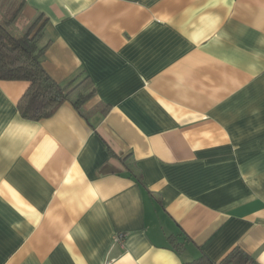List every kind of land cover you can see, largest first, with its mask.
<instances>
[{
  "label": "crops",
  "instance_id": "1",
  "mask_svg": "<svg viewBox=\"0 0 264 264\" xmlns=\"http://www.w3.org/2000/svg\"><path fill=\"white\" fill-rule=\"evenodd\" d=\"M22 1L94 95L29 120L0 81V264H264V0Z\"/></svg>",
  "mask_w": 264,
  "mask_h": 264
},
{
  "label": "trees",
  "instance_id": "2",
  "mask_svg": "<svg viewBox=\"0 0 264 264\" xmlns=\"http://www.w3.org/2000/svg\"><path fill=\"white\" fill-rule=\"evenodd\" d=\"M25 4L22 0H0V81H26L29 87L19 102L23 118L42 120L53 115L65 102H70L82 113V108L94 95L89 89L88 76L75 85L63 87L54 80L43 66V56L48 46H41L45 16L41 13L26 28L18 32ZM128 158L125 160V162ZM133 176V169L127 164ZM136 176V175H135ZM134 177V176H133ZM137 177V176H136ZM138 183L143 184V178ZM173 249L181 255L184 246L171 239ZM184 264H258L246 252L236 249L221 263H215L206 255Z\"/></svg>",
  "mask_w": 264,
  "mask_h": 264
},
{
  "label": "rangeland",
  "instance_id": "3",
  "mask_svg": "<svg viewBox=\"0 0 264 264\" xmlns=\"http://www.w3.org/2000/svg\"><path fill=\"white\" fill-rule=\"evenodd\" d=\"M17 28H18V27H17ZM24 28H26V26H24V25L20 27V29H22V30H23Z\"/></svg>",
  "mask_w": 264,
  "mask_h": 264
}]
</instances>
